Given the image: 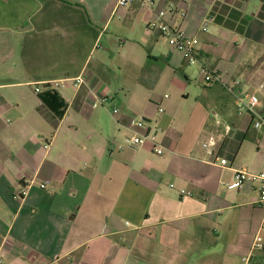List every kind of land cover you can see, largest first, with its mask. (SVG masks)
<instances>
[{
    "label": "crops",
    "instance_id": "obj_1",
    "mask_svg": "<svg viewBox=\"0 0 264 264\" xmlns=\"http://www.w3.org/2000/svg\"><path fill=\"white\" fill-rule=\"evenodd\" d=\"M118 2L0 0V264H264L258 184L227 187L242 151L264 163V128L200 73L264 90V0H156L199 37L194 64L148 27L151 10ZM136 130L163 152L120 149Z\"/></svg>",
    "mask_w": 264,
    "mask_h": 264
},
{
    "label": "built area",
    "instance_id": "obj_2",
    "mask_svg": "<svg viewBox=\"0 0 264 264\" xmlns=\"http://www.w3.org/2000/svg\"><path fill=\"white\" fill-rule=\"evenodd\" d=\"M119 5L127 6L130 4L137 3L141 7L151 10L154 14V18L149 22L148 27L152 30L158 31L162 36H164L168 42L177 50L181 51L185 59L190 64L199 62L197 55V48L200 44V39L198 36H190L183 29L176 27L174 24L166 20L168 13L175 11V5L170 4L167 7H164L160 10H156V0H119ZM214 20L213 17H207L203 23V30L207 31L209 29V24ZM200 73L204 76L206 83H220L222 84L227 91L233 96L238 109L242 112H247L252 116L253 125L255 128H264V110L263 104L259 95L250 90L241 89V79L238 77L230 76L229 71L218 72L208 68L206 65H200ZM83 77L79 76L77 78L78 83H82ZM37 91H40L37 88ZM108 101L107 97H102L99 103H105ZM96 103L95 105H97ZM118 108H115V111H118ZM143 115H140L137 119L136 124L138 126H144L146 121ZM148 141H151L154 144V150L157 153L163 152V147L158 143L157 136L154 133H142L135 131L130 134L124 143H120L118 147L120 149L125 148L126 146L131 148H139L144 146ZM217 145V140L214 136H211L208 140L203 142V147L210 153L214 152V148ZM217 159H220L221 164H227L228 160L226 158H220L217 156ZM252 181L258 184L259 188V199L260 203L264 207V171L262 172H253L250 171L246 166L239 168L235 172L234 180L227 184L229 189L242 188L246 182ZM34 182V178L28 179L27 183L24 184L17 193L18 197H22L28 193L29 187ZM44 188L46 184H41ZM264 220L260 227L259 232L255 236L254 248H263L264 247Z\"/></svg>",
    "mask_w": 264,
    "mask_h": 264
},
{
    "label": "trees",
    "instance_id": "obj_3",
    "mask_svg": "<svg viewBox=\"0 0 264 264\" xmlns=\"http://www.w3.org/2000/svg\"><path fill=\"white\" fill-rule=\"evenodd\" d=\"M40 97L58 116L64 115L68 104L57 89L49 86L40 92Z\"/></svg>",
    "mask_w": 264,
    "mask_h": 264
},
{
    "label": "rangeland",
    "instance_id": "obj_4",
    "mask_svg": "<svg viewBox=\"0 0 264 264\" xmlns=\"http://www.w3.org/2000/svg\"><path fill=\"white\" fill-rule=\"evenodd\" d=\"M258 95H259V97L261 96L260 99H261V101L264 102V90L261 91V93L259 91ZM225 138H226V135L223 133L221 135L222 142L224 141ZM253 146H255V145H253ZM255 150H256V147H255ZM260 150H261L260 154L264 155V148H262ZM230 161L232 162V160H230ZM238 165L242 166V167L247 166L250 169V171H253V172H262V171H264V163L262 161H254L252 159V157H251V153H248L247 151H244V152L242 151V153L240 154V157H238ZM217 255L218 256L222 255V253H218Z\"/></svg>",
    "mask_w": 264,
    "mask_h": 264
}]
</instances>
